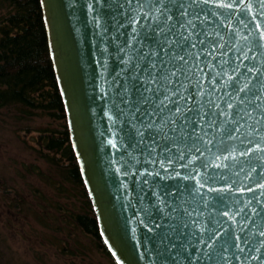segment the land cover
Returning a JSON list of instances; mask_svg holds the SVG:
<instances>
[{"label":"water","instance_id":"water-1","mask_svg":"<svg viewBox=\"0 0 264 264\" xmlns=\"http://www.w3.org/2000/svg\"><path fill=\"white\" fill-rule=\"evenodd\" d=\"M117 2L123 0H102L99 4L96 0H39L71 148L103 244L115 264H160L158 235L164 229L156 228V224L179 225L180 221H169L168 217L161 221L157 209H170L153 195L159 192L157 185L182 183L196 188L197 181L211 177L212 182L199 192H182L175 203L186 202L184 206L193 218L200 212L205 222L209 216L215 218L219 210L224 229H231L233 238L247 241L236 242L242 251L230 247L224 253L225 264H264V188L259 186L264 184V0H189L187 19L204 33L200 39L205 44H198L188 58L194 75L189 76L191 83L185 87L189 92H199L193 100L200 106L185 101L194 108L192 113H184L193 118L187 126L175 117L174 125L164 123L167 109H157L149 116L155 105L140 103L135 90L139 84L132 79L139 45L131 39L134 34L123 15L126 9L117 8ZM132 7H136L135 0ZM245 84L252 92L237 96ZM126 85L129 92L125 94ZM245 95L253 107L239 103ZM121 98L130 103H121ZM228 103H234L243 117L235 124ZM201 111L204 120L197 124ZM149 123L162 127L142 126ZM194 127L199 137L195 142ZM229 129L233 137L227 135ZM137 130L144 133L143 141ZM164 147L170 152L162 151ZM248 148L252 151L242 155ZM169 157L173 158L171 165L166 163ZM161 161H165L164 168ZM156 172L161 176L191 172L195 179L161 180ZM209 188L220 191L209 192ZM221 197L232 209L235 223L223 217L227 209L214 206ZM148 212L155 222L147 218ZM244 215L248 219L241 223ZM175 236L169 239L175 242ZM180 264L188 262L182 260Z\"/></svg>","mask_w":264,"mask_h":264},{"label":"trees","instance_id":"trees-1","mask_svg":"<svg viewBox=\"0 0 264 264\" xmlns=\"http://www.w3.org/2000/svg\"><path fill=\"white\" fill-rule=\"evenodd\" d=\"M0 111L16 123L47 120L35 130L38 148L34 153L42 166L24 167V171L52 197L35 189L41 214L28 210L20 193L18 203L13 200L10 206L37 218L49 231L46 241L60 255L86 258L92 247L107 264H115L99 235L71 148L39 0H0ZM1 245L0 240V264H11Z\"/></svg>","mask_w":264,"mask_h":264},{"label":"snow or ice","instance_id":"snow-or-ice-1","mask_svg":"<svg viewBox=\"0 0 264 264\" xmlns=\"http://www.w3.org/2000/svg\"><path fill=\"white\" fill-rule=\"evenodd\" d=\"M96 2L99 4L102 0H96ZM135 2V8L132 7L133 0H123L122 3L117 2L116 7L126 9V13L123 15L127 24L131 26V32L134 34L131 35V39L139 45V48L135 49L138 62L134 65L135 71L132 79L136 80L139 84V87H136L135 90L141 97L140 103L155 105L152 111L147 113L149 116L154 115L157 109L160 112H164L167 109L168 117L162 118L164 123L174 125L175 119H180L187 126L192 123L193 118L185 116L184 113H192L194 108L189 107L185 101H191L197 107L200 106L198 100H193V97L199 95V92H189L188 88L185 87V83H191L189 76L194 75L190 69L188 58L191 56V50L197 48L198 44L201 46L205 44V40L200 39L204 33L197 31V25L193 23L192 19H187L189 16L187 9L191 6L189 0H135ZM192 3H194V0H192ZM107 6L111 7L112 4L108 3ZM227 7H231V5H227ZM262 7H264V4H262ZM145 8H147L146 12ZM195 18L199 19L198 16ZM141 21L144 22L141 23ZM136 73H139V75ZM224 75L227 76V72ZM181 77H183V82ZM228 79L230 81L232 78L229 76ZM196 87L197 89L199 88V82H197ZM123 92L125 94L129 92L127 85L124 87ZM251 92L252 88L245 84L243 88L237 90L236 95L239 96L241 93ZM145 93L149 95L145 96ZM120 102L124 104L130 103L129 100L123 98H121ZM208 103L211 106V102ZM239 103L244 105L245 108L253 107L247 95L240 99ZM215 106L219 108V105ZM254 107H259V105ZM227 108L233 109L234 118L231 121L233 124L237 123L238 119H243L234 103H228ZM118 111L122 110L118 109ZM139 111L140 109L137 108V112ZM247 114L245 112V115ZM141 115H144V113H141ZM220 115H225V113L221 112ZM203 120L204 115L201 111L197 113L195 122L199 124ZM142 126L149 129L162 127V125H153L151 123ZM236 131H239V129L237 128ZM195 133L196 128L194 127L192 133L194 142L199 140V137ZM136 135L140 136L141 141H143L144 133L137 130ZM227 135L233 137V130L229 129ZM241 143H244V141H241ZM256 148L259 150L260 145L257 144ZM162 151L170 152V149L164 147ZM250 151L252 149L248 148L242 155H247ZM180 158H184L183 153L180 154ZM164 163L165 161H161V168H164ZM166 163L171 165L173 158H166ZM216 166L226 167L224 164ZM183 167L187 166L184 165ZM165 171L167 172L166 169ZM155 175L160 177L161 180L190 181L195 179V176L191 172L184 175L180 172H175L174 174H166L164 176H161L160 172H156ZM210 182H212L211 177H206L203 179V182L197 181L199 187L196 188L182 183L157 185L159 192L158 194L154 192L153 195L156 196L158 203L164 204L170 209V211H164L162 208L157 209L161 213V221L165 217H168L169 221L174 218L180 221L179 225H174L171 222L156 224V228L164 229L158 235V258L160 259V264H180L182 260L187 261L188 264H225L224 253L230 247L239 249V244L236 242L241 241L242 238L239 236L233 238L232 230L224 229V221L220 218L221 213L219 210L215 218L209 216L207 222H205L202 219L203 214L200 212H197L198 218H193L192 212L189 211L188 207L184 206L186 202L175 203V200L180 199L182 192H199L200 188L205 187ZM259 186L264 188V184H260ZM213 191L220 190L209 188V192ZM238 191H244V189H238ZM204 206L205 208L208 207L207 204ZM214 206H217L218 209H227L223 211V217L233 220L234 223L236 222L235 218L231 215L232 209L228 208L223 202V197L219 201H215ZM240 211L243 212L244 209ZM253 211L255 212V209ZM146 215L149 220L155 222V218L151 212L146 213ZM246 219L248 217L244 215L241 217L240 222L243 223ZM177 228H179L178 233ZM174 233L176 234L175 242L169 239ZM261 235L264 236V232ZM242 242L247 243L246 240H242ZM239 250L242 251V249Z\"/></svg>","mask_w":264,"mask_h":264},{"label":"rangeland","instance_id":"rangeland-1","mask_svg":"<svg viewBox=\"0 0 264 264\" xmlns=\"http://www.w3.org/2000/svg\"><path fill=\"white\" fill-rule=\"evenodd\" d=\"M47 120L34 118L16 123L0 111V240L1 248L11 264H107L97 252L89 248V257L70 259L60 255L48 243V230L31 213L22 214L21 208L11 207L20 193L26 198L28 210L41 214L35 200V189L47 196L52 192L24 171V167L42 166L35 157L36 129ZM18 203V200L17 202ZM20 212V213H19ZM32 216V217H31Z\"/></svg>","mask_w":264,"mask_h":264}]
</instances>
